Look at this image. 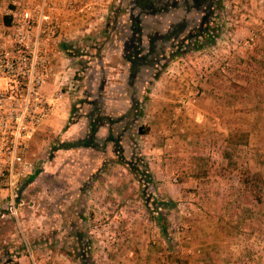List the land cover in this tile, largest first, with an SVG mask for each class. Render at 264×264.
Returning a JSON list of instances; mask_svg holds the SVG:
<instances>
[{
	"label": "rangeland",
	"instance_id": "obj_1",
	"mask_svg": "<svg viewBox=\"0 0 264 264\" xmlns=\"http://www.w3.org/2000/svg\"><path fill=\"white\" fill-rule=\"evenodd\" d=\"M138 1L0 0L2 23L24 11L33 20L40 10L49 16L40 24L48 29L45 48L56 72L64 68L67 74L45 85L70 100L67 122L84 123L87 102L100 95L110 115L137 99V117L113 129L125 138L122 154L132 146L150 174L145 181L130 171L111 144L103 152L54 148L76 138L62 139V130L45 132V118L62 99L54 94L0 100L25 124L16 148L15 131L0 132V188L8 191L2 200L8 197L3 207L11 219L0 221V264H264V225L251 229L240 220L199 218L208 205L226 201L232 209L236 198L248 201L235 188L244 180L249 184L253 156L264 167V148L249 145L251 126L264 123L256 108L264 107V85L256 86L264 69V0H212V37L190 38L180 48L209 0ZM132 19L142 45L152 34L157 49L142 59L147 65L130 90L122 50ZM171 32V38L160 37ZM41 110L46 114L38 124L27 123ZM254 147L259 150L250 156ZM13 149L24 164L11 161ZM72 188L81 191L76 203L58 208ZM258 197L264 204L261 192ZM16 217L23 219L18 223Z\"/></svg>",
	"mask_w": 264,
	"mask_h": 264
},
{
	"label": "built area",
	"instance_id": "obj_2",
	"mask_svg": "<svg viewBox=\"0 0 264 264\" xmlns=\"http://www.w3.org/2000/svg\"><path fill=\"white\" fill-rule=\"evenodd\" d=\"M37 27L32 29L30 15L27 11L21 13L15 21L0 24V100L5 98H46L45 91L41 90L48 81H54L58 73L51 64L52 55L45 48V34L48 29L45 23L49 16L38 11ZM33 20V21H34ZM56 94L60 97L61 93ZM46 111V110H45ZM44 110L28 116L27 123L38 124L46 114ZM6 114V115H5ZM19 121V122H18ZM23 124L14 108L7 111L0 106V132L15 131L13 145L16 148L19 142L18 131L23 130ZM12 142V140H10ZM18 153L13 149L11 161L24 164Z\"/></svg>",
	"mask_w": 264,
	"mask_h": 264
},
{
	"label": "crops",
	"instance_id": "obj_3",
	"mask_svg": "<svg viewBox=\"0 0 264 264\" xmlns=\"http://www.w3.org/2000/svg\"><path fill=\"white\" fill-rule=\"evenodd\" d=\"M0 17H2L0 15ZM2 23L1 19H0V24ZM60 63V62H58ZM62 65V67L64 66V62L63 64L60 63V66ZM67 71L64 72V68H61V70L58 72L60 74H62V78H65ZM261 74L257 77L256 82L258 86V82L262 81V84L264 85V69L260 70ZM262 74H263V78H262ZM58 77V76H57ZM55 82L57 81V79L54 80ZM257 88V87H256ZM45 90V97H52L51 95H53V93L55 91V86L51 83H48L45 85L44 87ZM262 91L264 92V87L262 89ZM53 97H56V94L53 95ZM62 98L60 100H55L54 103H57V105L53 106L51 108V110L49 111L47 117L45 118V132L47 131L48 134H51L52 132H56V131H63V134L60 135L62 139L67 138V137H79L80 134H82L83 132H85V122L80 124V121L77 123L76 122H67L68 118H69V108H70V100L67 98V95H65V93H61L60 97ZM162 103V102H161ZM258 103V101H257ZM261 105V104H260ZM257 105V111L260 112V114H263L264 112V107H262L261 109L263 111H259V106ZM255 108V109H256ZM256 112V111H255ZM257 113V112H256ZM104 127L103 125L99 126L98 129L96 130V135L97 136H103L104 133ZM252 129H250V133H249V138H250V143L249 145H251L252 143L254 145L258 146H262L264 148V123L261 124H253V126H251ZM253 133L256 134V136L253 135ZM58 134V133H57ZM58 137H60L59 135H57ZM66 140V139H65ZM61 151H65V150H73L74 148H58ZM254 149H256L254 147ZM258 149V148H257ZM257 149L255 150V152L253 153L252 151H250V156L253 154H255L257 151ZM259 150V149H258ZM109 151V148L106 147V152ZM264 152V151H263ZM252 155V156H253ZM96 160V159H95ZM252 168L249 170V174L248 172H246V176H248L250 178L249 184H247V180L242 181L243 185H239L237 188H235V191L240 193V195L245 194V195H249L248 196V201L247 198L245 197H239L236 198V200L234 201V203L232 204V209H229V204L226 203V201H221L217 204V208L208 205L207 209L202 213V215H200L201 217H199V215H195L193 216V218L199 217L200 219L204 220L205 218L207 219H211L212 221L214 219L219 220L220 222H218V224H221V222H227L230 220H240L242 223L246 222L247 224H249L250 226H252L251 229H254L255 227H259L258 225H264V204L259 201V192H261L264 196V167L262 168L261 166H259L258 161L254 160V156H253V160H252ZM103 173V172H102ZM79 174V173H77ZM101 174V173H100ZM236 176V174H235ZM35 177L34 173L32 175H30L27 178V185L30 183V181ZM90 178V176H89ZM93 179L90 178V180ZM91 184V183H90ZM247 185V186H246ZM24 188L26 186H23ZM23 188V189H24ZM23 189H20V191H24ZM72 192H70V194L68 193H64V196H62L59 199L58 202V208L61 209V207L63 209L66 208V206H69L71 204V202L76 203V201L78 200L79 194L81 191L77 190L76 188H72ZM87 191L89 192V190L87 189ZM224 191H226V189H224ZM223 191V192H224ZM219 192L222 194V192L219 190ZM8 191H1L0 188V203L2 200V196H8ZM67 195V196H66ZM8 198V197H7ZM7 198H5V200L2 202V205H0V221L2 222H7L6 220L10 218V213H8L5 207H3L4 205H6L5 202H7ZM68 204V205H66ZM17 206L15 207V211H18L19 214H21L22 216V207L19 206V203L17 202L16 204ZM7 206V205H6ZM19 206V207H18ZM216 210H214V209ZM75 208L72 209L73 212H75ZM232 211V212H230ZM76 214V213H75ZM16 222H20L22 221V217H16ZM8 223V222H7ZM9 223H11V219H9ZM81 226L80 222H79V227ZM139 228V227H138ZM221 254V250L219 249V253L218 255ZM205 261H207L206 259H204ZM219 263V261H218ZM225 264V263H222Z\"/></svg>",
	"mask_w": 264,
	"mask_h": 264
},
{
	"label": "trees",
	"instance_id": "obj_4",
	"mask_svg": "<svg viewBox=\"0 0 264 264\" xmlns=\"http://www.w3.org/2000/svg\"><path fill=\"white\" fill-rule=\"evenodd\" d=\"M144 1V0H143ZM143 1L139 0V3H142ZM201 1V0H200ZM212 0H209V2L206 5H203L202 11L200 13L199 21L195 27V30L193 32L188 33L187 35L183 36L181 40L177 43V47L180 48L181 44L189 40L190 38L195 39L196 37H201L203 40L210 39L213 34V27L209 24L211 21V13H212ZM196 4V2H195ZM8 22L7 20L5 21ZM133 27H131V35L128 37L129 40L123 41V47L125 49L122 50V56L123 59L128 63V71H127V83L128 88L131 90L132 81L133 79L138 76V74L142 71V67L146 66L147 62L144 63L142 60L143 58H151V51L157 49L156 46L152 43V38L154 35L149 34L147 36V44L146 46L142 45L141 40V31L140 27L136 24V22H133ZM175 33H167L164 36H160L161 38H171ZM159 37V36H158ZM127 39V37H126ZM131 40V41H130ZM193 46V45H192ZM194 47V46H193ZM155 53V51H154ZM132 83V84H131ZM134 88V87H133ZM132 88V89H133ZM135 90V89H134ZM99 99H92L88 101L87 103L89 106L85 109V132L82 135V137H76L75 139L60 142L57 145H54V148H74V147H84V148H92L99 152H103L105 150V146L107 144H111L113 154L115 155L117 161L124 163L130 171L133 173H138L139 175H142L145 181H148L150 178V174L147 168V165L143 158L139 157L137 155V152L134 151V148L131 146L130 151L125 150V155L122 154L123 150V140H125L124 136H119L116 133V130L113 128L116 127L115 124L118 122L124 126L129 125V123H126V120L128 117L133 121L134 118L137 117V115L140 113L138 109L137 99L133 98L130 102V105L123 113L120 114H108L104 113L102 110V98L101 95L97 97ZM107 124L108 132L107 134L103 136H97L96 130L99 126ZM128 128H126L127 130ZM114 130V131H113ZM125 132V129L124 131ZM138 132L142 133L144 132V129L141 126H138ZM126 142V141H125ZM127 156V157H125Z\"/></svg>",
	"mask_w": 264,
	"mask_h": 264
}]
</instances>
